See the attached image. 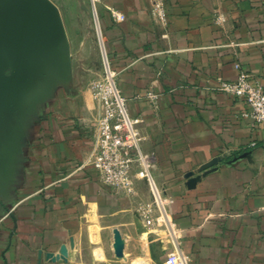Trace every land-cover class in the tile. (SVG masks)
<instances>
[{
  "label": "crops",
  "instance_id": "0c3cea01",
  "mask_svg": "<svg viewBox=\"0 0 264 264\" xmlns=\"http://www.w3.org/2000/svg\"><path fill=\"white\" fill-rule=\"evenodd\" d=\"M47 1L60 40L26 55L24 77L0 73V264H103L88 232L97 215L100 227L144 229L133 217L147 184L115 193L90 166L103 53L141 120V151L190 264H264V131L243 99L218 89L236 63L264 82V0H162L164 23L154 0H99L100 37L90 0ZM149 238L132 264H169L170 244Z\"/></svg>",
  "mask_w": 264,
  "mask_h": 264
},
{
  "label": "built area",
  "instance_id": "2783aa9c",
  "mask_svg": "<svg viewBox=\"0 0 264 264\" xmlns=\"http://www.w3.org/2000/svg\"><path fill=\"white\" fill-rule=\"evenodd\" d=\"M98 1L90 0L100 37L95 11ZM109 14L113 23H120L125 19L114 9H109ZM151 14L159 21L165 22L166 13L162 0H154ZM222 21V17H216V23ZM102 61V78L92 85V95L100 103L101 112L95 124L90 166L102 186L115 193L133 196L136 182L144 181L153 199L151 205L141 204L139 208L144 227H152L149 232L153 234H164L161 241L165 240L171 246L167 250L169 264H190L189 257L180 249V234L169 215L171 198L159 190L152 175V164L148 156L141 151V120L130 114L128 102L118 88L116 73L111 69L104 53ZM234 68L237 78L231 82L218 79V89L243 99L247 105L245 115L253 123L261 125L264 131V82H256L238 63ZM155 98V95H148L151 102H154Z\"/></svg>",
  "mask_w": 264,
  "mask_h": 264
},
{
  "label": "water",
  "instance_id": "95a60500",
  "mask_svg": "<svg viewBox=\"0 0 264 264\" xmlns=\"http://www.w3.org/2000/svg\"><path fill=\"white\" fill-rule=\"evenodd\" d=\"M60 38L57 12L47 0H0V73L13 66L24 77L26 55Z\"/></svg>",
  "mask_w": 264,
  "mask_h": 264
},
{
  "label": "rangeland",
  "instance_id": "374dc122",
  "mask_svg": "<svg viewBox=\"0 0 264 264\" xmlns=\"http://www.w3.org/2000/svg\"><path fill=\"white\" fill-rule=\"evenodd\" d=\"M95 22L96 21L94 19V16H92V20H90L91 25L93 26ZM66 24H67L66 28L68 29V31L73 32L72 28L76 27L75 21H68ZM73 38L74 37H72V39ZM71 42H73V40ZM101 70H102L101 73H103V66ZM101 76L99 77V80L102 78ZM115 79L117 81L116 75H115ZM94 100L97 101L96 99ZM92 133H93V139H95V127ZM146 187H147L146 198L144 199V196L138 195L139 205L141 204L151 205L153 203L150 189L148 185ZM133 219L138 221L139 224L140 223L143 224L142 221L143 219H141L140 214L134 216ZM133 219L131 218V220ZM96 220L98 221L100 220L101 222L104 223L105 217L104 215H97L95 219H92L93 221L92 225H94V227H89L88 232L91 238H93L94 236L93 239L95 246L102 249L104 258L102 261L99 262L103 264H132L134 261L136 262V260L138 261L144 260L145 258H147L150 235H155V236L158 235L160 239L164 238V234L162 233L153 234L149 232L152 229V227L148 226V227H144V229L141 227H136V222L134 221H129L130 222L129 226L121 230L120 228H116V227H112V228L100 227L99 222H97ZM118 250L121 253H118Z\"/></svg>",
  "mask_w": 264,
  "mask_h": 264
},
{
  "label": "bare ground",
  "instance_id": "6f19581e",
  "mask_svg": "<svg viewBox=\"0 0 264 264\" xmlns=\"http://www.w3.org/2000/svg\"><path fill=\"white\" fill-rule=\"evenodd\" d=\"M138 264H145V263H138Z\"/></svg>",
  "mask_w": 264,
  "mask_h": 264
}]
</instances>
